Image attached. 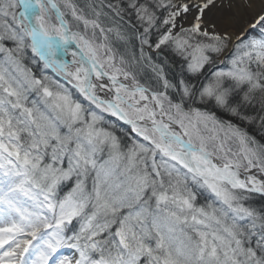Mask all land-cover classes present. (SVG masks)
Wrapping results in <instances>:
<instances>
[{
    "label": "snow or ice",
    "instance_id": "1",
    "mask_svg": "<svg viewBox=\"0 0 264 264\" xmlns=\"http://www.w3.org/2000/svg\"><path fill=\"white\" fill-rule=\"evenodd\" d=\"M257 197L264 0H0V264H264Z\"/></svg>",
    "mask_w": 264,
    "mask_h": 264
},
{
    "label": "trees",
    "instance_id": "2",
    "mask_svg": "<svg viewBox=\"0 0 264 264\" xmlns=\"http://www.w3.org/2000/svg\"><path fill=\"white\" fill-rule=\"evenodd\" d=\"M172 59L175 61V64L171 66L170 68H166V71L168 72L169 78L175 80L179 73V67L182 61L180 57H173ZM220 66L222 67L223 65H220ZM201 79L203 80V78ZM209 107L211 108V105H209ZM212 110L216 111L221 116H226L228 118H231L226 113H223L219 111L218 109H212ZM249 131L251 134L256 135L258 139L260 138L259 133L257 132L255 128H250ZM260 203H264V201H261L260 198L257 197V206H259Z\"/></svg>",
    "mask_w": 264,
    "mask_h": 264
},
{
    "label": "rangeland",
    "instance_id": "3",
    "mask_svg": "<svg viewBox=\"0 0 264 264\" xmlns=\"http://www.w3.org/2000/svg\"><path fill=\"white\" fill-rule=\"evenodd\" d=\"M219 15V14H218ZM217 115H219L218 113H217ZM222 119H225V120H227V119H231V118H225L224 116H221V115H219Z\"/></svg>",
    "mask_w": 264,
    "mask_h": 264
},
{
    "label": "bare ground",
    "instance_id": "4",
    "mask_svg": "<svg viewBox=\"0 0 264 264\" xmlns=\"http://www.w3.org/2000/svg\"><path fill=\"white\" fill-rule=\"evenodd\" d=\"M219 13H217V15H218Z\"/></svg>",
    "mask_w": 264,
    "mask_h": 264
}]
</instances>
